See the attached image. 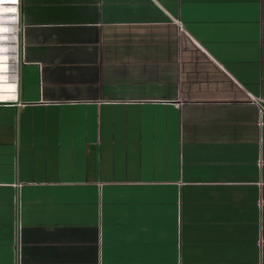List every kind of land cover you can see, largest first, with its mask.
<instances>
[{
    "label": "crops",
    "instance_id": "obj_1",
    "mask_svg": "<svg viewBox=\"0 0 264 264\" xmlns=\"http://www.w3.org/2000/svg\"><path fill=\"white\" fill-rule=\"evenodd\" d=\"M9 2L0 264H264V0Z\"/></svg>",
    "mask_w": 264,
    "mask_h": 264
},
{
    "label": "built area",
    "instance_id": "obj_2",
    "mask_svg": "<svg viewBox=\"0 0 264 264\" xmlns=\"http://www.w3.org/2000/svg\"><path fill=\"white\" fill-rule=\"evenodd\" d=\"M18 3L19 0L16 1V23H15V49H16V64L18 63V46H19V34H20V27H19V19H18ZM6 104V103H0ZM16 209H17V217L15 221V264H20V251H21V222L19 218V211H20V204L19 201L16 200Z\"/></svg>",
    "mask_w": 264,
    "mask_h": 264
},
{
    "label": "rangeland",
    "instance_id": "obj_3",
    "mask_svg": "<svg viewBox=\"0 0 264 264\" xmlns=\"http://www.w3.org/2000/svg\"><path fill=\"white\" fill-rule=\"evenodd\" d=\"M9 0H0V5L1 4H9ZM16 5V4H15ZM17 66V65H16Z\"/></svg>",
    "mask_w": 264,
    "mask_h": 264
},
{
    "label": "bare ground",
    "instance_id": "obj_4",
    "mask_svg": "<svg viewBox=\"0 0 264 264\" xmlns=\"http://www.w3.org/2000/svg\"><path fill=\"white\" fill-rule=\"evenodd\" d=\"M17 1V0H16Z\"/></svg>",
    "mask_w": 264,
    "mask_h": 264
}]
</instances>
